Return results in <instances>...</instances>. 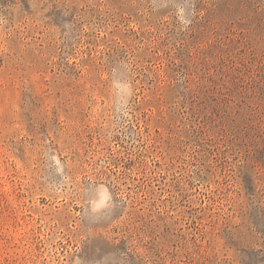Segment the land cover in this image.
<instances>
[{"label":"rangeland","instance_id":"rangeland-1","mask_svg":"<svg viewBox=\"0 0 264 264\" xmlns=\"http://www.w3.org/2000/svg\"><path fill=\"white\" fill-rule=\"evenodd\" d=\"M0 264H264V0H0Z\"/></svg>","mask_w":264,"mask_h":264}]
</instances>
